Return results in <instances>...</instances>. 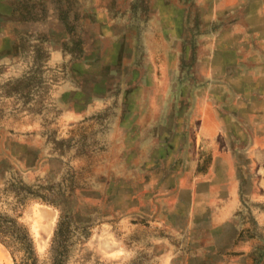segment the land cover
Masks as SVG:
<instances>
[{
	"label": "rangeland",
	"instance_id": "obj_1",
	"mask_svg": "<svg viewBox=\"0 0 264 264\" xmlns=\"http://www.w3.org/2000/svg\"><path fill=\"white\" fill-rule=\"evenodd\" d=\"M262 142L264 0H0V213L37 264L55 239L63 264H264Z\"/></svg>",
	"mask_w": 264,
	"mask_h": 264
},
{
	"label": "trees",
	"instance_id": "obj_2",
	"mask_svg": "<svg viewBox=\"0 0 264 264\" xmlns=\"http://www.w3.org/2000/svg\"><path fill=\"white\" fill-rule=\"evenodd\" d=\"M43 201L52 202L48 196H41ZM0 242L13 253L16 260V252L21 253L20 264H37L31 239L25 227L17 219L0 213ZM56 239L51 246L53 264H63L59 256Z\"/></svg>",
	"mask_w": 264,
	"mask_h": 264
},
{
	"label": "crops",
	"instance_id": "obj_3",
	"mask_svg": "<svg viewBox=\"0 0 264 264\" xmlns=\"http://www.w3.org/2000/svg\"><path fill=\"white\" fill-rule=\"evenodd\" d=\"M251 150H252L251 151L252 158H263L262 159L263 165L261 166V170L264 172V142H262V144L255 145L254 148L252 147ZM263 186H264V182H263Z\"/></svg>",
	"mask_w": 264,
	"mask_h": 264
}]
</instances>
